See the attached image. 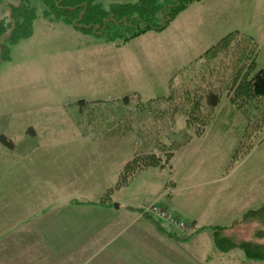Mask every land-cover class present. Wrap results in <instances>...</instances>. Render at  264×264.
<instances>
[{
    "label": "rangeland",
    "instance_id": "374dc122",
    "mask_svg": "<svg viewBox=\"0 0 264 264\" xmlns=\"http://www.w3.org/2000/svg\"><path fill=\"white\" fill-rule=\"evenodd\" d=\"M35 6L31 37L0 62V264H14L11 241L22 235L37 237L38 254L24 250L16 264H264L244 256L263 245L264 258V97L247 84L264 71V0H201L120 47ZM231 33L258 49L250 58L232 46L227 92H207L215 108L197 117L186 105H146ZM133 94L136 106L121 104ZM150 154L163 168L144 164ZM103 196L112 205H98ZM155 210L190 229L162 224ZM194 217L205 230L191 228ZM221 236L227 255L215 248Z\"/></svg>",
    "mask_w": 264,
    "mask_h": 264
},
{
    "label": "trees",
    "instance_id": "16d2710c",
    "mask_svg": "<svg viewBox=\"0 0 264 264\" xmlns=\"http://www.w3.org/2000/svg\"><path fill=\"white\" fill-rule=\"evenodd\" d=\"M119 1H122V3L112 4L109 10H104L102 5L98 3L99 0H0V62L9 60L11 46L31 37L34 22L37 19L35 6L37 2H40L43 6L42 16L45 19L70 25L85 35L105 38L106 43L120 47L148 32H162L181 12L186 10L188 5L201 0H136L135 3H131L132 0ZM229 36L222 38L217 45L210 48L208 52L206 51L203 56L201 55L197 62L191 63V66L185 69V74L181 76L182 78L176 84L175 81L174 85H171L170 94L150 100L146 102V105H164V107H168V105L172 106L173 102L172 113L176 111H178L177 113L182 112L177 107L186 105L188 106V113L190 112L196 116L203 108H215L218 104V97L214 92H207L210 87H213V90H217L220 86L227 92V58L231 59L230 53L233 52V47L236 50L240 49L244 53V49L247 46L246 54L250 55V58L256 56L258 49L256 43L249 38L237 33H231ZM255 49L256 53H251ZM217 60L218 66L215 64ZM247 84L254 97H264V71L252 76ZM167 97H171L172 101ZM128 100H132L135 104L139 101V98L136 94H133L131 98L124 97L120 101H122L121 104L127 106ZM117 101L119 100L112 101V104L114 105V102ZM151 102L153 103L151 104ZM186 102H188V105ZM91 103H93L91 105L103 106L107 104L106 102H103L105 103L103 104L102 101ZM88 105L85 101H79L77 104L80 111H83ZM182 108L184 110V106ZM188 121L186 120V125ZM162 132L165 131L162 129ZM155 136L156 139L164 137L163 133L159 132ZM2 141L6 142V140ZM10 146L12 148V145ZM150 155L148 158L143 159L144 164L153 168H163V155ZM130 167L131 165H128L126 170H129ZM129 176V172H123L121 181L125 182ZM114 190L116 189H110L105 195L110 198ZM104 198L107 199L103 196L98 205L107 207L111 203L107 204ZM167 217L168 221L158 220L168 227L173 226L172 228H174L175 226L176 228L174 229L176 230H178L177 225L179 224L185 225L187 229H190L187 224L181 222L177 217L173 218L168 215ZM192 226H195L194 223L191 224V228ZM197 228L199 227L197 226ZM157 229L172 239L173 234H166L159 225ZM176 230L174 231L177 232ZM203 230L205 228L201 226L198 231ZM215 230H223V227L215 228ZM227 241V237L222 236L215 240V248L220 254L227 255V252L232 249L229 245H226ZM262 248L263 245L256 246L255 258L248 257L245 252V255H243L253 261H264V258L259 256L262 255L260 252Z\"/></svg>",
    "mask_w": 264,
    "mask_h": 264
},
{
    "label": "crops",
    "instance_id": "0c3cea01",
    "mask_svg": "<svg viewBox=\"0 0 264 264\" xmlns=\"http://www.w3.org/2000/svg\"><path fill=\"white\" fill-rule=\"evenodd\" d=\"M208 179V178H207ZM214 181H210L207 182V185H213ZM176 204L175 201H173L172 205ZM192 206V205H191ZM222 207V206H221ZM194 225L195 227L198 226L199 223V217H194ZM198 222V224H197ZM11 243L13 244L16 253L14 254L15 257V261L14 264L18 263V262H25V260H22L24 258V255H21V252H23L24 250H35V255L38 254L37 251V245H38V239L35 236H29V235H22L20 237H16L14 238V240L11 241ZM30 259V256L27 255V260Z\"/></svg>",
    "mask_w": 264,
    "mask_h": 264
},
{
    "label": "built area",
    "instance_id": "2783aa9c",
    "mask_svg": "<svg viewBox=\"0 0 264 264\" xmlns=\"http://www.w3.org/2000/svg\"><path fill=\"white\" fill-rule=\"evenodd\" d=\"M156 211V210H155ZM154 216H156L157 218L164 220V221H168V217L162 213L159 212H155ZM170 221V220H169ZM171 222V221H170Z\"/></svg>",
    "mask_w": 264,
    "mask_h": 264
},
{
    "label": "water",
    "instance_id": "95a60500",
    "mask_svg": "<svg viewBox=\"0 0 264 264\" xmlns=\"http://www.w3.org/2000/svg\"><path fill=\"white\" fill-rule=\"evenodd\" d=\"M114 209H115V210H117V209H118V206H117V205H115V206H114Z\"/></svg>",
    "mask_w": 264,
    "mask_h": 264
}]
</instances>
